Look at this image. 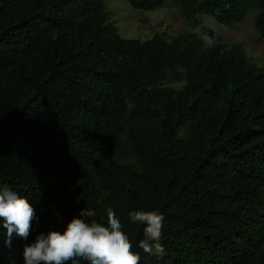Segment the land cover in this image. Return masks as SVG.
Listing matches in <instances>:
<instances>
[{"label": "trees", "instance_id": "1", "mask_svg": "<svg viewBox=\"0 0 264 264\" xmlns=\"http://www.w3.org/2000/svg\"><path fill=\"white\" fill-rule=\"evenodd\" d=\"M168 1L192 28L256 11L264 39V0H128ZM107 3L0 0V185L40 216L28 241L0 236V264H23L26 243L83 208L106 224L108 207L134 245L130 211L165 216L167 255L134 247L140 264H264V69L209 29L125 39Z\"/></svg>", "mask_w": 264, "mask_h": 264}, {"label": "clouds", "instance_id": "2", "mask_svg": "<svg viewBox=\"0 0 264 264\" xmlns=\"http://www.w3.org/2000/svg\"><path fill=\"white\" fill-rule=\"evenodd\" d=\"M214 43L212 36L203 37L204 46ZM55 215L62 220L60 213ZM95 216L93 209L83 208L63 231L38 232L34 241L24 246L23 264H140L141 253L134 247L158 260L167 255L163 243L166 218L158 209L128 213L129 222L143 228V238L135 245L112 207L106 209V224ZM39 223L40 216L28 197L0 185V236L6 247L11 248L14 236L28 241Z\"/></svg>", "mask_w": 264, "mask_h": 264}, {"label": "rangeland", "instance_id": "3", "mask_svg": "<svg viewBox=\"0 0 264 264\" xmlns=\"http://www.w3.org/2000/svg\"><path fill=\"white\" fill-rule=\"evenodd\" d=\"M107 6L112 21L125 39L145 41L152 39L156 34L167 33L168 37H176L186 32L202 37L204 30L209 29L219 34L227 44H243L252 62L264 69V39L259 40L255 27L256 11L251 12L243 24L233 27L218 23L213 16L202 15L201 24L197 28H192L185 21L179 5L174 1H168L150 12L134 9L128 0H108ZM184 85L172 80L164 83L165 87L175 90H181Z\"/></svg>", "mask_w": 264, "mask_h": 264}]
</instances>
